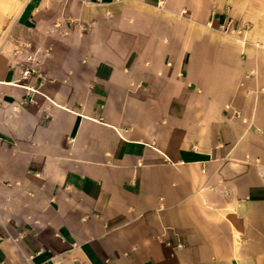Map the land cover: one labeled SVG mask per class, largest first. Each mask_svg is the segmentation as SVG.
I'll return each instance as SVG.
<instances>
[{
	"label": "crops",
	"instance_id": "crops-1",
	"mask_svg": "<svg viewBox=\"0 0 264 264\" xmlns=\"http://www.w3.org/2000/svg\"><path fill=\"white\" fill-rule=\"evenodd\" d=\"M0 264H264V0H0Z\"/></svg>",
	"mask_w": 264,
	"mask_h": 264
},
{
	"label": "built area",
	"instance_id": "built-area-1",
	"mask_svg": "<svg viewBox=\"0 0 264 264\" xmlns=\"http://www.w3.org/2000/svg\"><path fill=\"white\" fill-rule=\"evenodd\" d=\"M222 31L224 32V33H226L227 32V28L226 27H224L223 29H222ZM25 61L26 62H29L30 64L29 65H23V64H21V71H20V73H21V77L24 79V78H27L30 74H32V73H35L36 72V70L34 69V66H35V58H32V56L31 55H27L26 57H25Z\"/></svg>",
	"mask_w": 264,
	"mask_h": 264
}]
</instances>
